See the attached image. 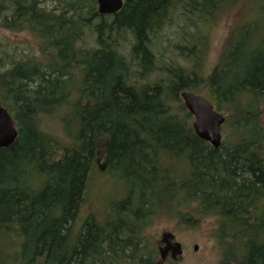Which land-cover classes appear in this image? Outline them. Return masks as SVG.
I'll use <instances>...</instances> for the list:
<instances>
[{"label":"trees","instance_id":"1","mask_svg":"<svg viewBox=\"0 0 264 264\" xmlns=\"http://www.w3.org/2000/svg\"><path fill=\"white\" fill-rule=\"evenodd\" d=\"M236 1L124 0L101 15L97 0H0V27L38 44L0 64V102L18 130L0 148V264H158L147 234L156 202L187 228L214 218L217 236L239 246L219 264H264V23L241 19L204 67L200 24L211 27ZM243 1L264 9V0ZM177 11L199 24L160 65L155 39ZM186 90L226 116L220 147L196 134ZM61 110L63 135L41 127ZM97 173L125 183L118 214L80 218Z\"/></svg>","mask_w":264,"mask_h":264},{"label":"rangeland","instance_id":"2","mask_svg":"<svg viewBox=\"0 0 264 264\" xmlns=\"http://www.w3.org/2000/svg\"><path fill=\"white\" fill-rule=\"evenodd\" d=\"M248 15L249 17L244 19ZM173 18L171 25L166 27L155 39L154 52L160 65L171 61L174 51L177 53L179 50L178 45H183V43L191 40L190 35L196 31V24H199V19L190 15L191 24L187 25L189 20L181 16L180 11H177ZM241 19H244L243 21L252 19L258 24L264 23V9L259 10L258 6L253 9L251 3L237 0L226 5V10L220 13L218 20L214 24L210 23L211 27L207 23L204 26L200 24L202 32H207V36L209 35L205 68H210L218 58L231 29ZM37 50V40L28 31L15 32L0 27V64L7 63V66H9L14 58L24 56L25 53H38ZM175 60H180V58ZM213 104L216 108V103L213 102ZM64 113V110H61V112L43 116L40 120L42 121L41 127L50 132L63 135L64 121L62 115ZM223 131L224 127L222 128L224 139L225 131ZM124 184L122 180L114 178L109 173L104 175L97 173L94 180L91 181L88 198L83 206L80 218L93 212L95 208H98L104 217L105 215H117L118 211L112 206L114 201L124 198V194H121L122 189H120ZM161 207L162 203L157 204L156 202L154 209L160 213L154 223L150 225L147 234L157 247L156 242L163 232L172 231L184 249L182 257L179 258L181 264H219L224 261V258L227 259L235 252L233 245L238 249L237 242L232 241L234 242L232 244L230 240H222L217 236L220 226L214 218H205L198 221L195 228H187L184 221L177 220ZM195 244L199 245L197 250H194Z\"/></svg>","mask_w":264,"mask_h":264},{"label":"water","instance_id":"3","mask_svg":"<svg viewBox=\"0 0 264 264\" xmlns=\"http://www.w3.org/2000/svg\"><path fill=\"white\" fill-rule=\"evenodd\" d=\"M98 9L101 15L115 14L123 6L124 0H97ZM184 103L191 114L194 115L193 127L197 135L215 148L221 145V127L226 117L215 109L214 104L204 95L191 91L181 93ZM264 125V116L262 118ZM18 135L14 120L9 111L0 104V148L11 145ZM96 162L99 169L104 170L109 160V141L106 137H99L96 143ZM158 242L159 257L158 264H163L169 254L173 260H177L183 255V247L172 233H163ZM161 243L165 244L164 246ZM198 244L194 245V250L198 249Z\"/></svg>","mask_w":264,"mask_h":264},{"label":"bare ground","instance_id":"4","mask_svg":"<svg viewBox=\"0 0 264 264\" xmlns=\"http://www.w3.org/2000/svg\"><path fill=\"white\" fill-rule=\"evenodd\" d=\"M227 1V0H226ZM103 137V136H102ZM96 155H97V151H96ZM173 178V177H172Z\"/></svg>","mask_w":264,"mask_h":264},{"label":"flooded vegetation","instance_id":"5","mask_svg":"<svg viewBox=\"0 0 264 264\" xmlns=\"http://www.w3.org/2000/svg\"><path fill=\"white\" fill-rule=\"evenodd\" d=\"M170 257H168V259H169ZM171 259V258H170Z\"/></svg>","mask_w":264,"mask_h":264}]
</instances>
